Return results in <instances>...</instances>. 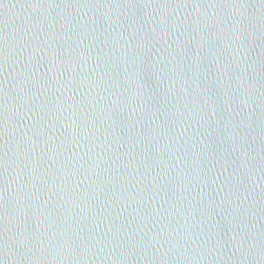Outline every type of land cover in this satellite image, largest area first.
Returning a JSON list of instances; mask_svg holds the SVG:
<instances>
[{"label": "water", "instance_id": "1", "mask_svg": "<svg viewBox=\"0 0 264 264\" xmlns=\"http://www.w3.org/2000/svg\"><path fill=\"white\" fill-rule=\"evenodd\" d=\"M0 264H264V0H0Z\"/></svg>", "mask_w": 264, "mask_h": 264}]
</instances>
